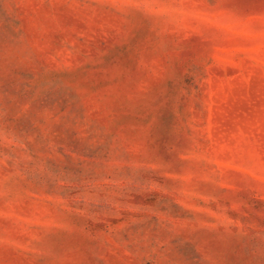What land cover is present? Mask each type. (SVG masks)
I'll return each mask as SVG.
<instances>
[{
    "label": "rangeland",
    "instance_id": "374dc122",
    "mask_svg": "<svg viewBox=\"0 0 264 264\" xmlns=\"http://www.w3.org/2000/svg\"><path fill=\"white\" fill-rule=\"evenodd\" d=\"M0 264H264V0H0Z\"/></svg>",
    "mask_w": 264,
    "mask_h": 264
}]
</instances>
